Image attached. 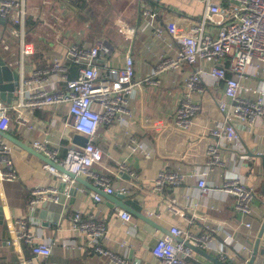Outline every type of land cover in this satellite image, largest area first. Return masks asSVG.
I'll list each match as a JSON object with an SVG mask.
<instances>
[{"label":"crops","instance_id":"crops-1","mask_svg":"<svg viewBox=\"0 0 264 264\" xmlns=\"http://www.w3.org/2000/svg\"><path fill=\"white\" fill-rule=\"evenodd\" d=\"M24 1L28 8L30 7L25 28L28 31V39L35 46L34 55L22 60L21 48L15 38H8L10 51L0 47L3 60L19 74L16 87L19 86L22 65L24 75H30L35 69L52 64L55 58H64L71 42L81 46L94 42L104 44L108 49L102 53L101 66L108 62L113 67H123L126 51L130 49L135 62V80L143 81L163 54H174L175 51L169 49L168 42L171 40L168 37L165 41H159L154 38L153 29L144 27L145 17L141 5L159 11L162 16L159 17L158 23L161 24L176 14L198 19L205 7L201 1L196 0H136L135 8L131 10L127 5L132 0ZM195 4L199 5L198 14L193 6ZM122 26L134 30L132 39L128 40L121 34ZM4 30L8 29L0 23V39ZM200 65L211 68L215 64L199 62L194 67L198 68ZM72 67L70 78L76 75V69ZM192 68L185 65L181 72H166L159 77V84L142 83L130 99L127 107L130 114L125 121H114L110 126H101L95 139L103 154V160L95 166V170L108 175L116 187H128L130 193L118 194L123 196L121 200L136 201L143 208L142 212L153 221L152 224L135 217L131 212L129 213L132 220L125 222L119 217V212L123 209L118 207V200L116 203L103 196L102 202H96L91 196L93 191L77 181L69 190V199L61 194L58 203L63 205V213L57 223L51 221L55 214L51 210L42 214L44 217H38L35 209L29 211L30 191L37 186L60 188L61 181L57 174L44 169L45 162L40 156L8 140L13 146L10 159L17 178L12 182L0 180V207L4 211L3 223L0 224V264L17 263L22 257L31 260V264H118L109 256L96 253L81 235L73 231L71 220L78 211L83 217L95 218L109 227V234L102 240V245L129 264H162L154 256L153 247L173 226L197 237L209 234V245L202 250L221 262L246 264V259L249 258L259 231L264 225V116L256 120L252 130L241 131V146L237 152H227L229 155H235L237 162L226 163L220 167L219 174L211 177L213 186L220 187L228 170L240 176L244 185L254 189L255 200L249 216H242L234 210L235 199L231 195L214 190L201 197L192 176H188L178 190L168 186L163 193H157L153 189L154 181L163 169L192 173L190 165L164 160L157 154V134L150 128V119L174 116L185 91V78ZM242 83L245 86L261 84L264 87V76L244 78ZM55 84L57 89L66 87L65 82L55 81ZM223 84L224 82L214 88L208 86V92L196 95L197 101L203 102L212 94L222 96ZM251 97L255 98L254 95ZM34 113L36 119L46 123L45 127L37 123L36 128L31 131L27 127L18 126L14 120L7 133L32 148L34 142L43 138L51 144L57 143L61 131L64 133V140L60 142H71L74 131L70 126H62V123L71 125L73 122V118L68 114V105L37 109ZM65 153L63 149L59 154L65 158ZM244 153L249 154L251 158L240 161L238 156ZM4 165L1 161L0 168ZM83 178L91 183L87 178ZM149 211L153 212V216H148ZM16 218L27 220L25 229L38 239L50 237L54 240L50 258H35L29 244L18 238ZM47 222L50 223L46 224ZM249 223L251 226L247 227ZM186 240L197 244L193 237H186ZM67 241L70 248L63 246ZM260 249H264V234ZM188 264L215 263L208 257L194 252L188 259Z\"/></svg>","mask_w":264,"mask_h":264},{"label":"built area","instance_id":"built-area-1","mask_svg":"<svg viewBox=\"0 0 264 264\" xmlns=\"http://www.w3.org/2000/svg\"><path fill=\"white\" fill-rule=\"evenodd\" d=\"M196 1L205 5L201 17L197 19L176 14L164 24L158 23L162 16L159 11L141 5L144 27L153 29V36L159 41L168 37L172 41L168 42L169 49L175 51L174 54H163L143 81L135 80V62L130 49L126 51L123 67H113L108 62L101 66L102 53L108 48L99 42L89 43L88 46L71 42L64 58H55L52 64L35 69L30 75H24L21 64L19 86L12 93L10 103L0 97V131L8 132L14 120L18 126L32 131L37 123L46 124L36 119L34 111L68 105V114L73 122L71 125L62 123V126H70L74 131L71 142H60L64 140L61 131L57 143L51 144L43 138L33 143V149L61 164L70 173L87 178L92 186L108 195H126L130 193L128 187H116L108 175L95 170V166L103 160L102 150L95 143L98 129L110 126L114 121H125L130 114L127 108L130 99L142 83L159 84V77L164 73L181 72L185 65H190L193 68L185 78V91L174 116L154 117L150 119V128L157 134V154L164 160L190 165L192 173L163 169L155 179L153 189L157 193H163L168 186L178 190L187 177L192 176L201 197L214 190L231 195L235 199L234 210L242 216H249L255 200L254 189L244 185L240 176L228 170L220 187L213 186L211 177L219 174L220 167L226 163L237 162V157L227 152H237L241 146V131L252 130L256 120L264 116V87L242 83L244 78L264 76V0ZM29 14L24 0H0V19H5L3 27L8 29L1 35L0 47L10 51L8 38L17 39L22 60L35 53V46L28 40L25 28ZM120 32L128 40L134 36V30L126 26H122ZM199 62H213L215 65L211 68L194 67ZM72 66L76 75L70 78ZM55 81L65 82L66 87L57 89ZM222 82V96L212 94L203 102L197 101L196 95L208 92V86L218 87ZM63 149L65 158L59 154ZM12 151V144L0 136V162L5 163L0 168V180L12 182L17 178L10 159ZM238 157L240 161L251 158L247 153ZM43 167L57 174L65 187L62 192L55 186L33 188L29 211L44 202L57 204L61 194L69 199V190L76 181L47 163ZM91 196L96 202L103 201L99 192L93 191ZM148 216H153V212L149 211ZM119 217L125 222L132 220L131 213L125 210L119 212ZM15 224L19 229L18 238L29 244L35 258L47 260L51 257L53 239H38L25 229L27 220L23 218H16ZM250 226V223L247 224V227ZM71 227L96 253L109 256L118 264H129L102 245V240L109 234V227L104 222L85 218L78 211L71 220ZM170 233L183 241L177 242L169 234L156 241L153 254L162 264H188L194 250L185 245L186 237H193L201 249L208 246L211 240L207 233L197 237L174 226ZM63 246L70 248L68 241ZM31 263V260L22 257L11 264Z\"/></svg>","mask_w":264,"mask_h":264},{"label":"water","instance_id":"water-1","mask_svg":"<svg viewBox=\"0 0 264 264\" xmlns=\"http://www.w3.org/2000/svg\"><path fill=\"white\" fill-rule=\"evenodd\" d=\"M5 22H6L5 19H3V18L0 19V23L5 24ZM18 76H19V74L16 73L15 71H13L9 67V65L6 64V62L3 60V58L0 55V97L3 99V101L10 103V99L12 98V93L14 92V90L17 86ZM3 81H8V82L4 83ZM0 136L9 140L12 144H15L18 146L20 145L24 149L28 150L30 153L35 154L37 156H40L44 160L45 163L51 165L52 167L57 169L59 172L68 175L70 178L76 180L77 182L82 183L83 185L89 187L92 191L99 192L105 198H107L109 200H114L116 203L118 200V207L122 208L125 211L131 212L135 217L143 220L144 222L151 223V224L153 223V221L150 218H148L142 212L143 208L140 207L136 201L121 200V199H123V196H119L116 193L108 195V194L104 193L102 190H99L98 188H96L95 186H92V184L89 183L87 180H85L83 177H80V176L76 175L75 173L74 174L70 173L61 164H59L57 162L55 163L50 158H48L46 155L39 153L38 151L34 150L31 146L24 144L21 140L14 138L9 133L4 132V131H0ZM83 140L85 141L86 139H83ZM263 158H264V156H263ZM64 187H65V184L61 183L60 188H59L60 191H63ZM71 191H73V190H71ZM73 193H74V191H73ZM35 210H36V213H38V217L41 216L42 214H44L45 212H48L49 210L54 211L55 214H54L53 219H51V221H52V223L55 224L60 219L61 214L63 213V205H61L59 203L55 204L52 202H44V203L40 204L39 207H37ZM3 215H4V211L0 207V224L3 223V218H2ZM42 216L44 217V215H42ZM49 223L50 222H47L46 224H49ZM168 234L172 236V234L170 232H168ZM263 234H264V225L261 228V230L259 231L258 237L255 240L256 243H255V245L251 251L249 258L246 259V264H264V249H260L261 238H262ZM172 237L177 242L183 241V239L181 237H175V236H172ZM184 243H185V245L191 247L194 250V252L199 253L203 257L206 256L210 260H213V262L215 264H227L226 262H224V261L221 262L217 258L211 256L205 250L200 249L195 244L190 243L189 241H186Z\"/></svg>","mask_w":264,"mask_h":264},{"label":"rangeland","instance_id":"rangeland-1","mask_svg":"<svg viewBox=\"0 0 264 264\" xmlns=\"http://www.w3.org/2000/svg\"><path fill=\"white\" fill-rule=\"evenodd\" d=\"M136 0H132L128 5H127V7H129L128 9L129 10H131V9H133V8H135V5H136ZM126 5V4H125ZM194 6V8H196V13L198 14V12H199V10H198V4H195V5H193ZM29 9H30V7H29ZM27 10V9H26ZM31 13L33 14V10L31 11ZM112 16V15H111ZM111 20H114V19H111ZM29 40V39H28ZM29 41H31V40H29ZM32 42V41H31ZM34 45V44H33ZM10 53V52H9ZM16 55H17V53H16ZM16 55L14 54V57H15V59H16ZM16 61V60H15Z\"/></svg>","mask_w":264,"mask_h":264},{"label":"trees","instance_id":"trees-1","mask_svg":"<svg viewBox=\"0 0 264 264\" xmlns=\"http://www.w3.org/2000/svg\"><path fill=\"white\" fill-rule=\"evenodd\" d=\"M28 23V17L26 18V23H25V27H26V24ZM27 30V29H26ZM26 33L28 34V31H26ZM29 38V37H28ZM230 75V73L228 74Z\"/></svg>","mask_w":264,"mask_h":264}]
</instances>
